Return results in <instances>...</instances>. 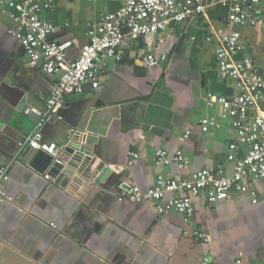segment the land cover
Returning a JSON list of instances; mask_svg holds the SVG:
<instances>
[{"label": "crops", "instance_id": "obj_1", "mask_svg": "<svg viewBox=\"0 0 264 264\" xmlns=\"http://www.w3.org/2000/svg\"><path fill=\"white\" fill-rule=\"evenodd\" d=\"M49 2L42 17L56 28L50 39L72 40L69 58L82 53L90 27L122 5V0ZM201 2L197 15L156 36V66L145 63L143 43L126 50L122 60L101 56L100 86L87 84L84 92L66 95L50 117L47 101L56 76L32 66L9 33L20 1L0 0V167L8 168L3 189L12 198L0 202V264H234L240 252L243 264H264V177L248 178L257 203L244 193L218 201L201 195L194 198L190 220L180 213L159 215L148 201L119 197L122 183L147 190L158 174L177 171L175 163L156 165L159 148L171 156L184 152L189 160L184 175L234 170L228 157L236 131L230 121L208 132L200 126L203 116L217 110L207 106L210 92L238 94L234 80L218 74L227 8L215 0ZM256 7L264 11V0ZM241 33L245 53L264 68V29ZM42 115L48 116L46 143L63 146L72 130L81 133V150L102 174L87 190L57 183L49 153L18 148ZM131 150L140 154L133 163Z\"/></svg>", "mask_w": 264, "mask_h": 264}, {"label": "built area", "instance_id": "obj_2", "mask_svg": "<svg viewBox=\"0 0 264 264\" xmlns=\"http://www.w3.org/2000/svg\"><path fill=\"white\" fill-rule=\"evenodd\" d=\"M19 1L20 10L12 16L15 24L9 33L20 41L32 66L56 76L47 101L49 116L63 105L66 95L84 92L87 84L93 88L100 86L98 60L101 56L122 60L126 50L143 43L148 49L144 55L145 63L149 67L156 66V36L174 23L191 19L204 8L201 0H189L186 4L182 0H122L117 10L108 12L90 27L82 53L77 58H69L72 40L56 42L50 39L56 28L42 17L43 10L50 6L49 0ZM215 1L227 8V30L221 34V46L216 53L218 74L222 79L234 80L238 94L227 97L210 92L207 106L217 110L203 116L200 126L208 132L220 128L221 120L230 121L236 131V139L229 143L228 158L235 167L231 174L219 168L184 175L182 171L189 166V160L182 150L171 156L165 149H157L154 155L156 165L175 163L177 171L169 177L158 174L155 183L147 190L122 183L119 197L132 202H151L162 216L180 213L190 220L195 210L194 198L201 195L210 201H218L234 193H244L251 196L253 203L258 202L257 191L248 178L264 177V68L255 57L245 53L247 41L243 40L241 30L264 29V11L256 10L263 0ZM262 55L264 57V50ZM47 118L43 116L30 133L17 141L18 148L31 147L53 156L59 154L62 146L43 141V126ZM238 151H243L241 157L235 154ZM129 155L130 163L140 158V154L133 150ZM46 177L50 178V174ZM8 178V168L0 167V202L12 201L3 189ZM242 255L240 252L234 264H243Z\"/></svg>", "mask_w": 264, "mask_h": 264}, {"label": "water", "instance_id": "obj_3", "mask_svg": "<svg viewBox=\"0 0 264 264\" xmlns=\"http://www.w3.org/2000/svg\"><path fill=\"white\" fill-rule=\"evenodd\" d=\"M53 35L54 33L51 34V36ZM166 60L165 58L164 62ZM81 137L80 132L72 130L68 141L62 146L59 154L57 156H50L52 172L57 176L56 182L60 184L69 183L73 191L78 186L87 190L91 187L92 183H97L102 175L98 170L99 168L96 167L93 169L92 161L81 150V144L77 142V139L80 141L83 139ZM35 151L36 149L27 147L25 154L26 152Z\"/></svg>", "mask_w": 264, "mask_h": 264}, {"label": "rangeland", "instance_id": "obj_4", "mask_svg": "<svg viewBox=\"0 0 264 264\" xmlns=\"http://www.w3.org/2000/svg\"><path fill=\"white\" fill-rule=\"evenodd\" d=\"M146 47V46H145ZM147 48V47H146ZM148 50V49H147Z\"/></svg>", "mask_w": 264, "mask_h": 264}]
</instances>
